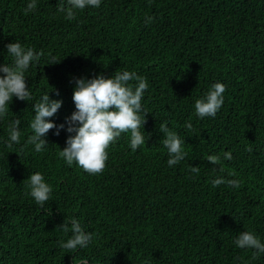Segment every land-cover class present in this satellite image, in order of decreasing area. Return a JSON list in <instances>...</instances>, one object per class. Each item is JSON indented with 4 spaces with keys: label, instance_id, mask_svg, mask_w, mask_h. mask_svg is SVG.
I'll use <instances>...</instances> for the list:
<instances>
[{
    "label": "trees",
    "instance_id": "16d2710c",
    "mask_svg": "<svg viewBox=\"0 0 264 264\" xmlns=\"http://www.w3.org/2000/svg\"><path fill=\"white\" fill-rule=\"evenodd\" d=\"M30 2L0 0V64L12 63V42L43 52L25 72L32 99L13 97L0 118V264H264V253L253 258L255 249L234 244L243 231L264 243V0H101L71 21L57 11L66 0H36L25 13ZM116 71L147 81L145 145L132 151L122 133L97 175L58 156L66 130H50L37 153L27 142L33 105L46 93L61 100L51 118L60 125L75 110L73 78ZM214 83L226 86L223 105L198 118L195 101ZM15 119L20 142L9 148ZM165 122L187 153L172 167ZM208 155L221 163L209 164ZM36 172L52 188L43 207L28 194ZM217 178L241 184L213 187ZM69 218L93 234L86 247H60L72 235L59 228Z\"/></svg>",
    "mask_w": 264,
    "mask_h": 264
},
{
    "label": "clouds",
    "instance_id": "9594fccd",
    "mask_svg": "<svg viewBox=\"0 0 264 264\" xmlns=\"http://www.w3.org/2000/svg\"><path fill=\"white\" fill-rule=\"evenodd\" d=\"M101 0H66L60 4L57 11L65 14L66 20L76 18L75 10H83L86 7L98 8ZM37 7L36 0H31L24 9L25 13L32 12ZM148 17L146 23L151 22ZM7 54L12 58L11 64H0V118L9 112V104L15 97L18 101L32 99L29 86L26 83L25 72L33 62H38L43 52H36L33 48H25L18 42H12L6 46ZM51 64H57L55 57L51 58ZM135 83H130V82ZM75 87L72 92V102L75 110L64 123L56 125L51 122L62 106L61 100H52L49 93L44 94L36 102L32 110L34 117L30 122L32 134L28 137V143L34 145V150L39 153L48 145L45 137L50 130L55 129L54 135H59L61 130L68 133L65 147L60 150L58 156L69 166L75 163L89 175L102 174L106 161L108 160L107 149L121 136L122 133H130V148L136 151L141 145H145V134L141 132L142 126L146 123L145 116L149 113L142 108V98L148 88L144 77L135 72H115L111 78L97 75L91 79L83 77L73 78L71 81ZM226 86L222 83H214L206 95L197 99L194 104L195 115L198 118L215 117L223 105V93ZM56 95H59L56 92ZM143 112V115L141 113ZM20 120L15 119L8 125L7 147L13 143L20 142L21 132L19 130ZM185 127L191 129L192 125ZM160 132L164 134L162 144L167 149L169 167L177 165L184 160L187 153L182 145L184 141L168 129L166 122L160 125ZM74 134V135H73ZM251 151V148L247 149ZM231 153L224 154L225 160H230ZM207 162L211 165H219V155H208ZM192 173L198 174L199 167H190ZM222 171V168H221ZM235 176V172L229 173ZM30 189L28 193L36 204L43 205L50 199L52 188L45 182L44 176L39 172L30 174L27 178ZM222 184L238 188L241 181L217 178L212 181L213 187ZM70 222V227H69ZM59 228L68 233L71 238L67 242H61L60 247L65 250L75 251L78 248L86 247L92 240L91 233H86L77 219L69 218ZM234 244L240 249H255L253 258L264 253V243L251 231L239 233ZM80 264H87L82 260Z\"/></svg>",
    "mask_w": 264,
    "mask_h": 264
}]
</instances>
